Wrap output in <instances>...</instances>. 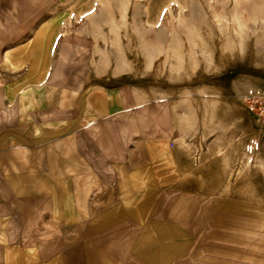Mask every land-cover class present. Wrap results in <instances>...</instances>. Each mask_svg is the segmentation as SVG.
<instances>
[{"label":"crops","instance_id":"obj_1","mask_svg":"<svg viewBox=\"0 0 264 264\" xmlns=\"http://www.w3.org/2000/svg\"><path fill=\"white\" fill-rule=\"evenodd\" d=\"M34 11L30 16L43 18ZM48 15L33 32L62 14ZM69 23L61 19L60 30ZM0 39V75L7 77L0 84V264H215L216 257L222 264H264V220L245 216L243 200L232 213L235 202L224 195L229 181L222 197L214 195L215 175L228 177L229 167L215 174L195 163L189 169L181 164L186 158L173 153L135 157L140 139L125 149L129 140L113 116L121 108L113 88L96 92L105 86L93 85L87 92L83 82L64 88L56 81L59 67L49 68L37 88L8 91L26 68L8 66L5 54L13 46ZM69 160L78 167H66ZM99 183L106 187L89 189ZM62 211L77 216L64 220ZM215 221L223 241L236 235L240 249L222 247L216 256L204 245Z\"/></svg>","mask_w":264,"mask_h":264},{"label":"rangeland","instance_id":"obj_2","mask_svg":"<svg viewBox=\"0 0 264 264\" xmlns=\"http://www.w3.org/2000/svg\"><path fill=\"white\" fill-rule=\"evenodd\" d=\"M104 1L108 4L102 9L97 0H0V37L6 38L7 48L14 47L29 40L39 22L48 19V14H62L57 18L70 20L71 23L66 25L73 32L64 39L61 36L64 28L58 32L49 68L54 73L59 67L56 81L62 82V87L67 89L80 87L82 82L87 92L94 86H105L96 92L111 86L114 90L112 97L118 99L121 108L118 90L127 106L148 101L135 110L142 134L130 130L132 134H129L125 145L126 149L133 138L140 139L135 147V157L141 153L146 157L173 153L175 158L181 155L186 158L181 164L191 166L194 162L199 168L213 167L217 174L225 166L231 169L238 165L230 149L235 151L239 143L246 152L245 145L250 139L260 142L258 152L264 157V113L263 116L257 114V104L248 100L253 93L264 95V30L257 26L264 19V0ZM35 9L43 12V18L30 16ZM71 11L76 16L71 17ZM121 12L127 14V23L118 20ZM218 19L223 21L217 25ZM110 20L115 21L119 28L116 41L112 45L108 41L99 43L97 49H101V53H96L100 63L92 70L95 42L91 36L100 34L106 38ZM241 28L244 29L239 32ZM0 41L2 44V39ZM171 57L174 58L170 60ZM62 62L65 67H61ZM134 69L138 72H133ZM2 76L0 84L7 78ZM106 92L101 93L104 96ZM183 93L192 98L184 102L181 98ZM206 93H210L209 98ZM184 112L197 114L199 122L192 127L183 124L181 115ZM157 131L165 133V136H155ZM220 146L227 149V157L217 153ZM255 154L258 153L251 154L252 157ZM137 163L133 162L134 165ZM64 164L66 167L69 164L78 167L75 160ZM186 179L188 187L193 186V178ZM214 180V195L220 196L223 195V182L235 183V175L230 179L229 176L215 175ZM105 187L99 183L89 189L100 191ZM244 188V195L230 191L225 196L232 197L234 202L250 198L262 202L260 204L264 207V170L253 171ZM87 196L88 193L84 194L85 198ZM235 223L238 224L232 220L230 226H237ZM221 225L215 221V232L212 236L211 233L206 234L205 237L208 235L209 238L204 241L206 247L209 245L216 249V256L222 254V250H218L222 247L231 251L240 249L239 244H234L236 235H231L230 241H223ZM84 228L82 225V230ZM69 229L72 231L73 226L65 229V233ZM217 259L214 263L222 264Z\"/></svg>","mask_w":264,"mask_h":264},{"label":"bare ground","instance_id":"obj_3","mask_svg":"<svg viewBox=\"0 0 264 264\" xmlns=\"http://www.w3.org/2000/svg\"><path fill=\"white\" fill-rule=\"evenodd\" d=\"M98 4L102 7V9L106 8V5L108 4L107 1L104 0H97ZM236 1V0H235ZM90 2V1H88ZM80 6V5H79ZM78 6V7H79ZM111 6V5H110ZM80 8V7H79ZM78 8V9H79ZM113 9V7H112ZM73 10V9H71ZM76 11V10H75ZM81 12V10L79 11ZM114 12V11H113ZM127 12V11H126ZM217 16V15H216ZM114 17V16H113ZM235 17V16H234ZM244 17V16H243ZM116 18V16H115ZM225 19V18H224ZM60 20L61 18H54L53 20L42 24L37 30H35L32 34V37L30 38V42L28 44H19L13 48L7 49L6 54H5V59L7 60L8 66L12 69H16V70H21V69H25L24 75L23 77L20 79L15 78V80H13L11 83H9L7 85V90H13V92L15 90H20L22 88H25V86L32 84L31 87L29 88H37V84L38 82H40L42 79H44V77L46 76L47 70L49 69V58H50V53H51V46H53V41L55 40L56 35L58 34V32H60ZM119 21L121 22H125L127 23L128 19H127V14H125L124 12L119 13ZM237 20V19H236ZM235 20V21H236ZM223 20L218 19L216 21L217 25L220 24V22H222ZM228 22V21H227ZM223 24V23H222ZM110 27L107 28L108 31V36L106 38H103L100 34H96L94 36H91L95 42V49L92 53V57H91V68L92 70H94L95 68H97L96 66H98L99 62V58L97 57V53L96 52H100L101 53V49H97L99 47V43H101L102 41H108L111 45L113 43H115L116 41V33L119 30L118 25L115 21L110 20L109 22ZM64 29L61 31V36L63 37V39L70 33H72L73 31H71V29L67 26L64 25ZM125 26V25H124ZM258 28L263 29L264 30V19L261 20L260 22H258L257 24ZM128 26H126L127 29ZM229 27V26H228ZM244 28H241V30L239 32H242ZM69 31V32H68ZM71 31V32H70ZM106 31V30H105ZM226 31V30H225ZM101 32V31H100ZM126 32V31H125ZM129 33V32H128ZM120 35V33H119ZM129 35V34H127ZM239 37H241V33L238 34ZM82 36V35H81ZM202 36V35H201ZM129 37V36H128ZM90 38V37H89ZM120 38V37H119ZM205 38V37H203ZM131 41V38H129ZM213 39V37H212ZM121 40V39H120ZM126 40V39H125ZM208 42V41H207ZM239 42V41H238ZM122 44V43H121ZM144 44V43H143ZM124 45V44H123ZM250 45V44H249ZM107 46V45H106ZM210 46V45H209ZM94 47V46H93ZM102 47V46H101ZM124 47V46H123ZM122 47V48H123ZM212 47V46H211ZM247 47V46H246ZM181 48V47H180ZM215 48V47H214ZM93 49V48H92ZM211 49V48H210ZM133 50V49H132ZM175 50V49H174ZM205 50V49H204ZM216 50V49H215ZM215 50H212L213 52ZM123 51V50H122ZM126 51V50H125ZM134 51V50H133ZM217 51V50H216ZM127 52V51H126ZM123 53V52H122ZM133 53V52H132ZM126 55V54H125ZM131 55V53H130ZM170 55V54H169ZM160 56V55H159ZM188 56V55H187ZM215 56V55H214ZM135 57V55H134ZM137 57V56H136ZM126 58V56H125ZM130 58V57H129ZM174 58V57H173ZM172 57L170 58L173 59ZM213 58V56H212ZM136 59V58H133ZM213 60V59H212ZM132 62V60L130 61ZM136 63V62H135ZM134 63V64H135ZM111 64V63H110ZM171 64V62L169 63ZM166 66V65H165ZM90 67V66H89ZM199 67V66H198ZM109 68V67H108ZM133 68V67H132ZM165 69V68H164ZM113 70V69H112ZM92 72V71H90ZM131 72V71H130ZM133 72L137 73L138 70L134 69ZM196 72V71H195ZM194 72V73H195ZM149 73V72H148ZM20 74V73H19ZM110 74V73H109ZM89 75V74H88ZM99 76V75H98ZM107 76V75H106ZM109 76V75H108ZM163 77V76H162ZM60 87V86H59ZM119 94V101L120 104L122 105V108L117 109L116 112H113V116L114 118H116V120H118V126L120 128V133L121 136L126 139L129 136V133H131L130 130H133V133H140L139 132V127H138V116L136 115L135 110L139 109L143 106L146 105V103L148 102H138L136 104H132L134 105V107L130 106V105H126L123 96L120 92V90H118ZM211 93V92H210ZM209 94H205L206 96L210 95ZM203 96V95H202ZM215 97V96H214ZM181 98L183 99L184 102H186V99H190L192 98L190 95H188L187 93H183L181 95ZM209 98V96H208ZM213 98V97H211ZM204 101V100H203ZM208 102V101H206ZM219 103V102H218ZM220 104V103H219ZM192 105V103H191ZM195 106V105H194ZM201 106V105H200ZM200 108V107H199ZM210 109V108H209ZM212 110V109H211ZM218 110V109H217ZM208 111V110H207ZM210 112V111H209ZM195 113L196 110H195ZM207 113V112H206ZM198 114V113H197ZM195 115L192 113H186L184 112L181 115V122H183V124L192 127L194 126L195 123H198L199 118L198 115ZM208 116V115H207ZM211 117V116H210ZM213 117V116H212ZM214 118V117H213ZM208 118L206 117V120ZM215 119V118H214ZM213 119V120H214ZM221 119V118H220ZM211 120V119H210ZM218 120V119H217ZM219 121V120H218ZM226 121V120H225ZM222 122V121H221ZM224 122V121H223ZM209 124V123H208ZM220 124V122H219ZM225 124V122H224ZM212 125V124H211ZM209 126V125H207ZM154 135L162 137L165 136V133L157 131L156 133H154ZM239 136V135H238ZM218 140V139H217ZM219 141V140H218ZM221 141V140H220ZM163 144V142H162ZM218 144V143H217ZM220 144V143H219ZM223 144V143H222ZM225 144V143H224ZM231 145V144H230ZM235 145V144H234ZM238 148H236V150L231 151L232 155L235 157V161L238 163V165H234L233 168L227 169V167L225 166L223 169H227L228 173H229V179L230 177L233 178V176L235 175V183H230V187L228 186V188H230V191H233V193L238 192V193H242L245 190V185L249 180V176L251 177V173L254 171H259V170H264V157L260 152H257L258 154L255 155L254 157L251 156V154L244 152L242 146L239 147V143L236 144ZM235 145V146H236ZM216 146V144H215ZM219 146V145H217ZM211 148V147H210ZM220 149H218L217 153L219 155H223L226 156L227 153V149L225 147L221 146L219 147ZM234 148V149H235ZM165 149L167 150V146L165 147ZM217 149V148H216ZM233 149V147H232ZM210 150V149H209ZM211 151V150H210ZM229 151V150H228ZM212 152V151H211ZM234 152V153H233ZM229 154V153H228ZM218 155V156H219ZM217 156V157H218ZM227 157V156H226ZM216 158V157H215ZM207 159V158H206ZM220 159V158H219ZM227 159V158H226ZM224 159V161L226 160ZM208 161V160H207ZM223 161V162H224ZM228 161V160H227ZM230 162V161H229ZM194 163V162H192ZM225 163V162H224ZM223 164V163H222ZM232 164V163H231ZM189 165V164H188ZM187 165V168L189 167ZM203 165V164H202ZM227 165V164H226ZM186 166V165H185ZM207 166V165H206ZM223 166V165H222ZM191 167V166H190ZM189 167V169H190ZM194 167V166H193ZM191 167V168H193ZM202 167V166H201ZM200 167V168H201ZM204 167V166H203ZM194 169V168H193ZM187 170V169H186ZM185 169L183 171H186ZM196 170V167H195ZM230 170V172H229ZM182 171V170H181ZM193 171V170H192ZM224 172V171H223ZM196 178V176H195ZM128 179V178H127ZM232 180V179H231ZM129 181V179L127 180ZM125 182V181H124ZM230 182V181H229ZM128 183V182H127ZM126 183V184H127ZM197 184V183H196ZM200 184V183H199ZM228 184V183H227ZM130 185V184H129ZM203 185V184H202ZM198 186V185H197ZM202 187V186H201ZM226 187V186H225ZM72 188V187H71ZM212 189V188H211ZM181 190V189H180ZM216 190V189H215ZM200 192V191H199ZM209 192V191H208ZM52 193V192H51ZM202 193V192H201ZM208 194V193H207ZM52 195H54L52 193ZM205 195V194H204ZM222 194H220L221 196ZM225 195V194H224ZM244 195V194H243ZM59 197H61V194H58ZM216 196V195H215ZM232 198V197H231ZM242 198V197H241ZM62 201V198L60 199ZM249 202H248V201ZM244 203V213L245 216H248L252 219H259V220H264V207L262 206L263 204H260L262 202H257L254 201L253 199L250 198H246V200L242 201ZM239 205V202H235L231 203V211L233 213V211L237 210V206ZM228 213V212H227ZM77 216L75 215V213H73L72 211L69 212L68 214H64V212H61V217H64V220L66 219H74V217ZM92 217V216H91Z\"/></svg>","mask_w":264,"mask_h":264},{"label":"built area","instance_id":"obj_4","mask_svg":"<svg viewBox=\"0 0 264 264\" xmlns=\"http://www.w3.org/2000/svg\"><path fill=\"white\" fill-rule=\"evenodd\" d=\"M248 100L252 104L253 102L257 104L256 113L263 116L264 113V95H259L256 93L250 94ZM260 149V142L257 139H250L245 145V151L250 154L257 153Z\"/></svg>","mask_w":264,"mask_h":264}]
</instances>
